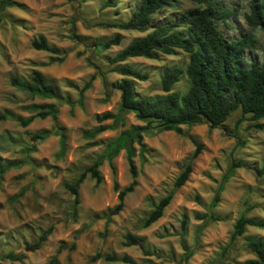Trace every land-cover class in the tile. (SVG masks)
Returning <instances> with one entry per match:
<instances>
[{
	"label": "rangeland",
	"instance_id": "1",
	"mask_svg": "<svg viewBox=\"0 0 264 264\" xmlns=\"http://www.w3.org/2000/svg\"><path fill=\"white\" fill-rule=\"evenodd\" d=\"M12 1L14 6L0 12V116L6 111L28 117L32 112L24 107L41 103L56 104L57 114L55 120L35 118L24 128L8 117L0 119L1 163H19L0 177V256L23 255L22 260L15 262L0 259V264H47L60 244L65 248L56 254L58 264H109L100 260L89 263L96 252L112 253L116 257L125 254L136 264H182L183 248L192 247H196V251L187 264H240L254 259L245 241L254 236L264 240V228L246 227L232 244L228 241L232 225L240 214L264 220V175H256L253 169L264 164V131L252 128L253 122L248 121L247 116L241 118L236 111L216 129L200 124L181 126V135L171 131L143 134L144 161L140 162L137 147L133 158L137 185L125 196L122 210L104 227L101 214L116 204L117 192L112 190V184L121 190L130 182L123 150L109 164L104 161L98 168L101 176L98 185L85 177L78 187L77 199L63 184L74 181L101 154L105 143L119 132L144 125L133 113L126 112L123 126L92 139L84 137V132L97 125L96 114L115 113L120 102L119 91L113 86L120 77L109 72L112 66L105 61V56H113L132 39L144 35L97 24L126 21L140 0H113L116 6L104 9L100 6L105 0ZM214 1L235 11L224 23L215 19L217 29L227 40L238 38L247 30L243 14L252 0ZM191 6L186 0H172V6H165L153 15L152 24L169 21ZM114 33L122 37L118 46L99 54L90 52L94 42L104 41ZM39 35L49 46L66 53L61 63L49 62L51 54L31 49L30 41ZM254 36L257 45L244 53L247 62L261 61L263 56L260 49L264 33L257 29ZM186 62V54L177 50L158 60L137 57L122 64L147 74L146 81L135 82L134 92L151 97L162 94L158 85L161 68H184ZM32 69L55 84L59 100L30 98L9 85L10 76L27 78ZM95 72L101 73L104 81L94 76L78 105V90ZM187 87L188 81L182 73L171 92L183 94ZM238 119L241 122L234 127ZM255 123L264 124V118ZM56 129H60L65 138V151L59 158L56 157L59 149ZM39 130H48L50 135L36 143L32 151L29 137ZM190 138L200 145V152L192 161L187 181L176 190L161 217L149 227L139 229L138 222L150 211L151 204L169 192L174 178L188 161L194 150ZM237 162H241V167L235 169L223 185L219 202L212 210L218 221L203 229L194 246V230L201 223L194 216L206 212L222 175ZM71 204L76 207L75 216ZM182 220L185 221L183 228ZM48 227L51 232L40 248L24 252L23 243H31ZM127 232L139 237L140 245L123 247L122 237ZM70 245H73L71 250ZM146 251L153 254L144 256Z\"/></svg>",
	"mask_w": 264,
	"mask_h": 264
},
{
	"label": "trees",
	"instance_id": "2",
	"mask_svg": "<svg viewBox=\"0 0 264 264\" xmlns=\"http://www.w3.org/2000/svg\"><path fill=\"white\" fill-rule=\"evenodd\" d=\"M192 6L177 13L166 22L153 25V15L165 6H172V0H140L129 18L124 22H101L97 24L103 28L118 29L123 31H133L144 33L143 36L132 39L124 48L116 52L113 56H105V61L112 67L109 72L115 73L120 78L113 84L119 91L120 102L115 113L104 112L96 114L94 121L97 124L91 131L84 132L86 139H92L96 135L111 130L117 126H123L126 112L134 114L137 120L144 123L143 126H132L126 131L119 132L118 135L105 143L100 155L96 156L91 164L84 168L74 181L63 184L64 189L69 192L74 199L78 197V187L88 176L94 181V185L101 182L98 168L106 161L108 164L116 157L119 151L123 150L127 171L130 177L129 184L118 190L115 183L112 190L117 192L116 204L101 214L104 219V227L110 222V218L118 214L123 208V201L127 194H130L136 187L137 171L133 162L135 147L137 156L142 163L146 146L142 142L145 133L171 131L177 135L182 134L181 126L191 127L194 125L206 124L208 129H216L223 126L230 114L239 111L241 118L247 116V120L253 122L251 127L264 131V124H258L264 118V44L260 51L261 61L247 62L244 58L246 51L256 48L257 41L254 31L259 29L264 33V0H252L248 4V10L243 14V20L247 27L238 38L227 40L217 29L214 20L225 22L226 19L234 15V10H229L220 6L214 0H186ZM12 0H0V12L5 8L14 6ZM113 0H105L100 9L115 7ZM121 35L114 33L104 41L94 42L90 46V52L99 54L113 46H118ZM30 47L36 51H43L51 54L49 62L61 63L66 53L53 46H49L43 36L39 35L30 41ZM181 51L187 56L184 68L178 66H163L160 70L159 90L161 95L138 96L134 92L135 82L146 81V73L132 68L122 63L129 58H143L147 60H158L161 56L173 55L175 51ZM79 57L80 54H76ZM184 73L188 81V87L183 94L171 92L173 84L179 81ZM94 76L103 75L95 72L88 81L78 90L77 104L81 105L84 92L90 87ZM8 83L11 87L24 92L30 98L42 100H59V91L52 81H48L37 70L32 69L27 78L10 76ZM65 102L69 103L67 99ZM32 112L28 117L12 115L3 112L0 119L10 118L20 127L28 126L33 119L50 118L55 120L57 105L30 104L24 107ZM109 121V124L104 122ZM241 122L238 119L234 127ZM58 136V152L56 157H61L65 151V138L60 129L54 132ZM50 135L48 130L33 132L29 140L30 149L34 150V145L43 141ZM194 150L188 161L184 164L180 172L174 178L172 187L156 203L151 204V209L145 217L138 222L139 229H145L156 222L162 215L164 208L170 203L176 190L179 189L188 179L192 169V161L200 152V145L195 143ZM0 177L9 169L16 168L19 163L7 161L1 163ZM241 162L230 165L225 174L222 175L214 195L207 205V210L201 215H195L194 219L201 221L195 228L193 234V244L196 246L203 229L211 222L218 221L212 210L219 202L223 185L232 176L235 169L241 167ZM254 172L258 176L264 175V164L260 168L254 167ZM76 204V201L75 203ZM73 216L76 214V207L70 206ZM181 228L185 221H181ZM246 227L264 228L263 219L247 218L240 214L232 225L228 244H232L240 237ZM51 227L40 231L38 236L31 242L23 243V251L31 252L40 248L46 237L50 234ZM141 239L130 233H125L122 237V246H138ZM245 246L253 253L254 259L243 261L240 264H264V240L259 237L246 239ZM60 244L55 254L51 256L47 264H58L56 254L64 249ZM73 249V245L68 247ZM196 247L190 249L183 248L181 263L187 264L189 258L195 253ZM152 252H143L144 256H151ZM0 259L8 261H20L23 255H12L7 253L0 256ZM104 263L136 264L130 257L123 254L116 257L114 254H101L96 252L88 260L89 263L95 261ZM154 264V263H150Z\"/></svg>",
	"mask_w": 264,
	"mask_h": 264
}]
</instances>
